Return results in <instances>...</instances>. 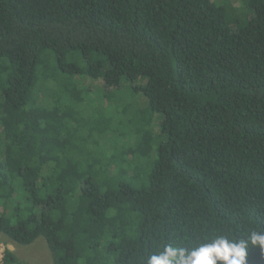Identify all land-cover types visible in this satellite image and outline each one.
<instances>
[{
    "label": "trees",
    "instance_id": "1",
    "mask_svg": "<svg viewBox=\"0 0 264 264\" xmlns=\"http://www.w3.org/2000/svg\"><path fill=\"white\" fill-rule=\"evenodd\" d=\"M224 1L0 0V237L146 264L264 231V0Z\"/></svg>",
    "mask_w": 264,
    "mask_h": 264
},
{
    "label": "clouds",
    "instance_id": "2",
    "mask_svg": "<svg viewBox=\"0 0 264 264\" xmlns=\"http://www.w3.org/2000/svg\"><path fill=\"white\" fill-rule=\"evenodd\" d=\"M249 245L258 246L264 254V231L252 230L239 241L219 235L191 249L169 246L147 257L146 264H247Z\"/></svg>",
    "mask_w": 264,
    "mask_h": 264
},
{
    "label": "rangeland",
    "instance_id": "3",
    "mask_svg": "<svg viewBox=\"0 0 264 264\" xmlns=\"http://www.w3.org/2000/svg\"><path fill=\"white\" fill-rule=\"evenodd\" d=\"M223 2V0H220ZM244 0H225L224 5L233 13L235 10L241 8ZM241 13L242 11L239 10ZM234 20L242 23L244 19L234 14ZM98 86L96 87V89ZM91 102H95L94 96L90 95ZM6 249L13 251L18 259L19 264H53L51 254L44 239L40 238L37 242L30 246L13 245L7 242L6 239L0 237V257L4 255Z\"/></svg>",
    "mask_w": 264,
    "mask_h": 264
},
{
    "label": "built area",
    "instance_id": "4",
    "mask_svg": "<svg viewBox=\"0 0 264 264\" xmlns=\"http://www.w3.org/2000/svg\"><path fill=\"white\" fill-rule=\"evenodd\" d=\"M2 259H3V256L0 257V262L2 261Z\"/></svg>",
    "mask_w": 264,
    "mask_h": 264
}]
</instances>
